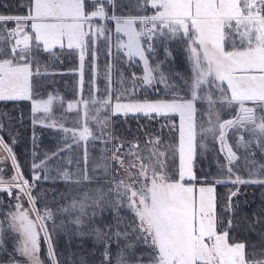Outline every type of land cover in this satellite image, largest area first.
Returning <instances> with one entry per match:
<instances>
[{"label": "snow or ice", "instance_id": "snow-or-ice-1", "mask_svg": "<svg viewBox=\"0 0 264 264\" xmlns=\"http://www.w3.org/2000/svg\"><path fill=\"white\" fill-rule=\"evenodd\" d=\"M23 7L24 15L0 14V103L31 101V111L46 117L41 123L48 127L59 124L64 146L45 154L39 163L33 153L30 182L16 158L15 138L9 135L6 141L0 135V192L14 201L5 219L0 220V251H6L5 221L7 231L15 233L14 255L10 254L8 264H62L63 254L57 253L48 227L56 213L46 206L37 207L32 192L37 182L53 179L48 175V161L73 143L86 145L90 140L104 145L101 163L93 166L92 174L87 170L85 148V167L75 174L57 168L55 178L76 185L91 183L101 178L96 175L99 168L108 185L107 194H114L115 199H106L104 189L98 187L96 195L84 192L57 212L79 213L73 223L88 231L76 234L93 237L100 248L98 264H264V210L247 221L250 231L260 227V248L230 235L242 227L234 198L240 194V186H264V164L255 168L253 159V168L247 176L242 175L239 165L234 164L239 159L237 152L229 143L231 133L238 137L240 147L255 144L264 153V0H135L134 8L127 12L117 0H28ZM110 21L115 22L118 34L114 45ZM101 40L108 56H113L115 47L129 65L138 58L142 75L131 73L130 88L114 93L115 66L107 64L103 94L93 96L99 89L90 87L87 99L67 103L68 110H76V119L72 127H66L54 112L55 103L63 106V97L34 95L41 84L37 78L49 74L43 57L58 60V51H78L82 92L86 55L91 57L90 65L98 67L95 62ZM171 42L184 46V74L171 69L166 72L161 66L164 62L153 59L157 43ZM165 53L166 57L172 55L167 47ZM115 71L116 83L123 84V73L119 68ZM155 85L164 86L162 96L137 97V87ZM226 112H230L227 118ZM119 114L173 121L165 126L178 132L177 146L166 144L160 134L146 137L145 150L137 138L122 139L115 134L110 119ZM4 131L0 122V133ZM209 137L218 142L225 163L217 161L215 177L198 176V150L206 148L204 141ZM254 155L248 153L245 159ZM5 160H11L13 169L7 178ZM120 172L127 180L119 178ZM217 185L230 186L225 197L217 195ZM105 204L116 210V223L101 228L93 222L96 212L87 209L96 206L103 211ZM121 207L130 213V222L120 217ZM78 264L89 261L82 255Z\"/></svg>", "mask_w": 264, "mask_h": 264}, {"label": "trees", "instance_id": "trees-1", "mask_svg": "<svg viewBox=\"0 0 264 264\" xmlns=\"http://www.w3.org/2000/svg\"><path fill=\"white\" fill-rule=\"evenodd\" d=\"M28 0H0V14L4 15H24L26 14L25 8ZM118 5H123V11L127 12L134 8L135 0H117ZM121 8H117L119 13ZM149 14H151V9L149 8ZM99 23H104L103 21H98ZM109 27L112 29V44H115V40L118 34L115 33V22H108ZM13 25L9 24L8 27ZM122 39H126L119 34ZM168 48L172 55L166 57L165 48ZM113 56L106 55V46L104 41L99 42L97 52L98 60L95 64L98 67H93L90 65L89 61L91 57L86 55L84 63V76H83V91L81 92V77L79 69V54L75 50H64L62 52L58 51V60H51L49 57L44 56L43 59L48 61L47 72L48 75H43L37 79L41 82L38 94H34L36 98H46L45 94H53L63 97L64 104L61 106L58 102L54 104L55 118L58 121H63L66 127H72V121L76 119L75 109L68 110L67 103H75L82 97L87 99L89 96L90 87L92 89L98 88L99 91H93L92 95L99 98L105 90V79L104 71L107 64H112L115 68H119L123 73V84H117V74L115 68L112 74V90L113 92H120L124 89L130 88L132 84L131 73H136L137 76L142 75V62L137 58V61L131 65L125 62L122 53H117L115 47L112 49ZM155 61L164 62L161 66L167 72L169 69L179 72H187L186 55L183 44L178 42H171L168 44H156V52L153 56ZM98 72V75L95 73ZM139 84V81H136ZM164 86L155 85L154 87H137L136 95L138 98H149L155 99L157 96L163 95ZM31 101H20L15 103L3 104L0 103V122L5 125V131L1 133L4 135L5 140H8L9 135L15 138L14 152L19 165L23 173L27 176L28 180L31 182V164L33 162V153L36 154V162H40L45 154L51 155L53 152L57 151L60 147L64 146V133L60 130L59 124L57 127H48L46 123H41L46 117L43 113H33L31 111ZM7 113L4 116L3 113ZM36 120L33 123V120ZM112 121V128L117 136L125 139L127 141H133L134 138L139 140L141 148L145 149V139L146 137L155 136L160 134L163 141L166 144L176 146L177 145V135L174 129H169L165 125L173 123V121L166 120L161 117L148 118L143 116V114H128L126 117L122 114L112 115L110 117ZM177 120V118L175 119ZM51 121H48L50 123ZM176 123V121H175ZM177 124V123H176ZM95 132L96 129L92 128ZM246 140L249 138L245 133ZM71 143V141H69ZM176 143V144H175ZM238 152L241 153L237 165L240 167L242 175L247 176L248 170L253 168L252 160L256 161L255 168L259 167V164H264V153H261L257 145L251 144L249 148L245 149L240 147L237 143ZM104 145L100 141L95 143L91 140L85 145L81 143H73L70 149H66L64 152L60 153L59 157H53L52 160L48 161L50 171L49 176L53 179L41 180L36 183L33 189L32 195L37 198V207L43 209L45 206L50 208L54 213L53 220L48 221L49 231L53 235V240L56 245L57 253L63 254L61 257L62 264L63 261H73L78 264L80 256L87 257L89 264H98L101 257L99 256L100 248L94 243L92 236H78L76 233L78 231H88V229H80L73 223V220L79 215L78 212H68L60 213L57 212L61 206H67L73 198H79L84 192H88L90 195H96V189L98 187L104 189L106 193V199L114 200V194H107L108 185L102 178V172L97 168L96 175L101 177L97 181L91 183L85 182L81 185H76L71 182H65L62 179H56L58 172L57 168L60 170H66L70 173H77L78 170L85 167V148L87 149V170L89 174H92V168L94 165L101 163L100 157L103 154L102 149ZM110 147V145H109ZM171 149V148H169ZM172 150V149H171ZM169 152H171L169 150ZM200 152V150H199ZM248 153H254L253 156H248ZM222 155V153H219ZM218 155V156H219ZM215 156L211 153V157L208 161L196 160V170L198 176H205V167L210 162L212 164ZM175 161L178 165V153L176 155ZM235 164V162H234ZM3 167L5 169L6 178L9 177L8 169L10 167V172H13L11 168V160H5ZM200 167L202 170H200ZM254 170V169H253ZM41 176L44 173H40ZM214 177V176H213ZM119 178H123V172L119 173ZM230 187V186H229ZM229 187L224 185H217V195L219 197H225L229 191ZM23 197V196H22ZM24 198V197H23ZM25 199V198H24ZM236 217L239 224L242 227H238L235 233L230 235H235V238L239 240H244L249 244H256L258 248L261 247V242L258 236L260 227L256 226V231H250L247 221L251 220L254 214L261 213L264 210V186L261 185H247L240 186V194L238 197L234 198ZM0 201L3 204L0 205V220L5 219V213L9 210V205L14 203L10 199L7 193L0 192ZM26 201V200H25ZM25 206V205H24ZM29 205L26 202L25 208ZM89 213L95 211L96 216L93 218V222L104 228L107 225H114L116 223V210L111 206L105 204L103 206V211L96 206H91L87 209ZM119 215L123 218V221L130 222L131 215L123 207L119 209ZM53 224H55V229L53 230ZM5 233H4V248L6 251H0V264H8L10 259V254L14 255L13 247L15 244V233L7 231V222L5 221ZM113 253L116 251V246L112 247ZM96 255H93V253ZM259 255V251L256 253ZM22 259V258H20Z\"/></svg>", "mask_w": 264, "mask_h": 264}, {"label": "rangeland", "instance_id": "rangeland-1", "mask_svg": "<svg viewBox=\"0 0 264 264\" xmlns=\"http://www.w3.org/2000/svg\"><path fill=\"white\" fill-rule=\"evenodd\" d=\"M230 116V112H226L225 113V118L229 117ZM3 117L0 115V118ZM176 123L178 124L179 123V118L177 117V120H175ZM1 135V133H0ZM246 139V138H245ZM205 145H206V148L205 149H200V152L198 150V156H197V159L198 160H203V161H208V159L211 157V153H214V160L212 162V164L209 162L207 164V167H205V175H210V176H216L218 174V168H219V164L217 163V161H219L220 164H223L225 163L224 161V158L222 155H219V144L218 142H213L212 139L209 137L208 139H206L204 141ZM229 143L233 145V150L237 152V156L240 157L241 156V153L238 152V149H237V143H238V137L237 136H233L231 133L229 134ZM176 144V143H175ZM177 144H178V135H177ZM177 146V145H176ZM145 148V147H144ZM142 150H145L143 148H141ZM171 151V149H169ZM202 154H199L201 153ZM177 153H178V148H177ZM219 155V156H218ZM239 161V160H237ZM237 161H235V164L237 165ZM179 162V161H178ZM197 163V162H196ZM175 164L177 165V162L175 161ZM198 166H200L199 163H197ZM21 169V167H20ZM22 170V169H21ZM200 170L201 167H200ZM8 172H9V176L12 174V171L10 172V167L8 169ZM23 172V171H22ZM24 177L27 178V176L23 173ZM203 176V175H202ZM123 178L125 180H127V176L123 173ZM28 179V178H27ZM21 201L24 203V205L26 206V201L23 197H21ZM24 206V207H25Z\"/></svg>", "mask_w": 264, "mask_h": 264}]
</instances>
